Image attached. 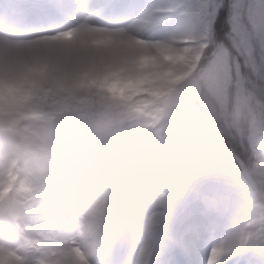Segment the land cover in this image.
I'll use <instances>...</instances> for the list:
<instances>
[{
    "label": "snow or ice",
    "instance_id": "6c2138e0",
    "mask_svg": "<svg viewBox=\"0 0 264 264\" xmlns=\"http://www.w3.org/2000/svg\"><path fill=\"white\" fill-rule=\"evenodd\" d=\"M17 7L30 23L57 29V37L71 38V29L84 17L89 23L132 29L163 69L178 66L184 87L225 113L212 160L234 174L241 197L256 207L248 197L264 183V0H90L87 5L40 0ZM95 86L108 91L104 83ZM0 99L22 110L36 105L59 109L65 103L35 84L13 81H0ZM30 222V232L46 237V246L37 252L42 261L34 264H80L79 249L67 246L53 211L37 209ZM189 222L155 219L151 236L157 243L141 264H264V199L239 229L201 227L194 238L185 231ZM0 264H21V257L0 247ZM107 264L119 261L111 257Z\"/></svg>",
    "mask_w": 264,
    "mask_h": 264
},
{
    "label": "rangeland",
    "instance_id": "374dc122",
    "mask_svg": "<svg viewBox=\"0 0 264 264\" xmlns=\"http://www.w3.org/2000/svg\"><path fill=\"white\" fill-rule=\"evenodd\" d=\"M87 1L81 0V3L86 4ZM39 2L40 0H18L19 5ZM80 24L85 25V30L90 34L91 43L97 50L102 53L119 50L121 53L119 61H114L108 55H101L87 67L77 64L50 69L48 61H41L38 66L29 71H16L11 66L6 69L0 57V81L35 84L40 89L65 101L59 109L36 105L22 110L14 104L6 105L1 111L3 115L0 117V126H14L26 130L27 125L24 122L38 121L55 125L63 134H72L93 128L101 117L94 115L112 114L119 121L122 139L119 143H112L107 139H93L87 161L89 171L94 172L107 165L122 172V165H126L124 161H129L133 167L128 171L129 176H144L153 173L156 161L158 164L160 158L163 162H167V157L179 156L185 165V173L189 175L188 179L192 186L186 197L193 209L188 217L190 225L186 226L185 231L198 227V222L202 218H213L210 215L215 209L213 207H218L221 200L223 202L227 199L222 204L230 206L228 197H223L222 191L237 188L236 177L226 168L216 167L212 160L214 140L218 134L217 127L225 113L214 101L207 98L203 106L208 110L204 111L203 107L199 106V97L197 100L191 98L190 91L184 87L185 78L178 82L164 84L156 79L155 75H168L174 70L181 71L178 66L165 70L161 64L158 66L155 60L149 66L140 65L141 71L135 77L124 78L122 73L129 61L133 59L138 61L134 46L137 43L146 47L148 45L139 39L131 40L130 37L137 38L132 29L89 23L87 17L82 18ZM24 31L40 34L39 39L29 41L33 44L70 39L75 42L76 36L74 32L71 38L57 37L55 35L57 29H43L30 22L24 25ZM105 77L107 80L104 79ZM100 83L106 84L107 92L95 86ZM135 160H139V167L136 166ZM0 185L4 189L0 192V202L9 193L20 192L24 188L19 172L11 170H0ZM258 188L264 193V183H261ZM250 197L254 200L258 198V195L254 191ZM161 200L164 208L167 199L161 198ZM183 201L184 198L177 199L178 208L185 204ZM153 203L155 201L150 197L133 201L128 207L129 214L146 219L151 224L144 245L153 238L151 230L155 219H149L146 215L152 210ZM170 205L171 200L168 202V206ZM255 205L256 207L250 210H238V215L241 218L246 217L257 210L259 202ZM18 207L20 210L11 217L10 227H6L4 213L0 210V247L17 251L21 257V264L42 261V258L37 256V252L46 246L44 244L46 237L39 232H30V218L37 209L51 210L58 216L66 234L67 246L78 248L79 253L84 254L83 264H105V261L107 264L109 258L115 257L113 253H110L114 249V243L108 249L92 257H86L82 243L83 215L79 210L66 204L58 189L52 188L39 194L25 191L18 197ZM172 219L179 221L178 216H173ZM64 220L68 221L67 225H63ZM156 243L155 240L154 245ZM144 245L143 251L148 253L150 246L144 247ZM136 250L137 245L135 249L134 246L131 248L135 258L131 264H141V259L144 257L141 251L136 253ZM118 261L129 264L127 261L119 259Z\"/></svg>",
    "mask_w": 264,
    "mask_h": 264
},
{
    "label": "clouds",
    "instance_id": "9594fccd",
    "mask_svg": "<svg viewBox=\"0 0 264 264\" xmlns=\"http://www.w3.org/2000/svg\"><path fill=\"white\" fill-rule=\"evenodd\" d=\"M76 3L81 4V0ZM88 3L90 0L85 5ZM17 5L18 0H0V57L6 69L11 66L16 71H29L41 61H48L50 69L77 64L87 67L101 55L119 61V50L102 53L95 48L83 24L71 29L76 33L75 42L70 39L30 43L39 39L40 34L24 31L29 21ZM165 60L180 63L175 57H165ZM156 63L159 66V61ZM139 71L140 64L133 59L122 76L135 77ZM24 123L26 130L0 126V170L18 171L24 182L20 192H11L0 202L6 227L11 226V217L20 210L18 197L25 191L39 194L55 188L71 208L83 215L82 243L86 257L108 249L117 241L135 245L145 242L151 224L129 214L128 207L133 201L152 196L151 182L127 176L107 165L94 172L87 168L93 139H107L112 143L122 139V129L114 115H102L93 128L72 134H63L50 123ZM246 218L234 217L224 226H212L209 230L239 229Z\"/></svg>",
    "mask_w": 264,
    "mask_h": 264
},
{
    "label": "bare ground",
    "instance_id": "6f19581e",
    "mask_svg": "<svg viewBox=\"0 0 264 264\" xmlns=\"http://www.w3.org/2000/svg\"><path fill=\"white\" fill-rule=\"evenodd\" d=\"M130 39L134 40V39H137V38L135 36H133V37H130ZM147 50H148V47L143 46V45H141L139 43H137L134 46V52H135V55H137V59L139 61V64L141 66H144V67L145 66H149L150 64L155 62V60L150 55H148V51ZM155 76H156V79L162 84L178 82V81H181V80H183L185 78L180 70H178V72H176L175 70L174 71H170V73H168V75L163 74V75H155ZM166 214H165V216H166ZM150 241L152 242L150 248H152L154 246L155 239L152 238ZM145 246H149V244L147 243L146 245H144V247ZM142 249H143V246H142ZM120 251H122L121 248L118 249L116 252H120ZM79 254H80V257H81L80 264H83L84 254L82 252H80ZM147 254L148 253H146L145 251H141V255L142 256L143 255L145 256Z\"/></svg>",
    "mask_w": 264,
    "mask_h": 264
},
{
    "label": "trees",
    "instance_id": "16d2710c",
    "mask_svg": "<svg viewBox=\"0 0 264 264\" xmlns=\"http://www.w3.org/2000/svg\"><path fill=\"white\" fill-rule=\"evenodd\" d=\"M5 103L3 102V100L2 99H0V110L2 111V106L4 105Z\"/></svg>",
    "mask_w": 264,
    "mask_h": 264
}]
</instances>
